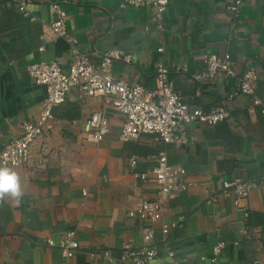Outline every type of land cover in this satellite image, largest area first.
<instances>
[{"label": "crops", "instance_id": "1", "mask_svg": "<svg viewBox=\"0 0 264 264\" xmlns=\"http://www.w3.org/2000/svg\"><path fill=\"white\" fill-rule=\"evenodd\" d=\"M52 1L65 9L75 47L93 63L100 52L129 51L132 61L114 62L112 72L128 84L147 87L154 85L155 67L162 63L170 70L173 88L190 105H224L230 118L215 125L184 124L187 140L176 148L147 133L124 141L118 137L122 118L116 110L105 106L101 96H81L71 89L53 108V127L31 145L27 161L10 166L20 174L23 194L0 196V264H60L59 242L67 230H73L80 245L69 264H116L101 252L109 249L117 258L124 244L143 243L145 223L126 213L155 195V179L140 174L150 171L161 149L169 162L184 166L192 184L163 202L162 220L175 225L149 264H173L175 259L180 264H264V184L240 200V207L219 194L223 181L234 175H264V118L258 106L250 112L249 96L236 90L237 76L252 68L255 91L264 100V0H244L235 18L227 9L231 0H169L162 30L148 4L26 0L47 19L54 17ZM42 43L39 23L25 19L9 0H0V149L19 133L23 121L38 116L44 86L33 82L27 66L46 59L66 67L73 56L63 39L47 42L41 50ZM223 52L230 54L235 76L192 78L208 54ZM181 65L187 72L175 70ZM101 108L110 131L93 141L81 127ZM132 156L137 158L134 166ZM213 194L215 200L208 201ZM155 239H160L158 225ZM220 240L225 245L212 259Z\"/></svg>", "mask_w": 264, "mask_h": 264}, {"label": "built area", "instance_id": "2", "mask_svg": "<svg viewBox=\"0 0 264 264\" xmlns=\"http://www.w3.org/2000/svg\"><path fill=\"white\" fill-rule=\"evenodd\" d=\"M15 9L28 21L38 22L40 37L43 43L38 47L43 49L47 42L63 39L72 49L73 56L66 67L55 60L42 59L27 66V73L36 84L44 86V95L40 102L38 116L35 120H25L21 123L17 135L9 139L0 149V166H19L24 164L28 157L31 145L43 136L53 124V108L64 101L67 93L76 88L81 96H101L105 106H110L122 118L118 137L121 140H136L144 133L152 134L162 143L174 148L181 146L187 140V135L182 127L191 122L215 125L230 118L229 109L224 105L204 108L202 105H190L182 93L175 90L168 77L169 68L158 63L154 71V85L147 87L140 82L126 83L122 78L115 76L112 66L116 61L130 63L132 54L129 51L112 48L98 54L96 63L90 61L87 55L80 52L74 45L75 37L67 31L65 20L67 13L57 1H52L50 9L52 19L36 15L27 5L26 0H9ZM244 0H231L227 4L232 18L238 15L240 5ZM169 0H122L121 7L127 5L148 4L152 7L156 27L163 29V14ZM234 26L235 21L231 20ZM158 51L163 47L159 46ZM176 71L187 72V67L181 65ZM235 70L228 52L220 54L211 53L205 57V66L192 73L195 81L214 78L216 76H235ZM256 73L252 68L244 70L236 78V90L248 95L250 98L249 111L254 106L259 107V112L264 118V100L261 99L254 88L253 81ZM81 131L93 141H99L110 131V123L104 113V108L93 111L83 122ZM136 156L130 158V165L136 164ZM149 173L157 183L155 195L151 198L141 199L138 204L129 210V217L141 219L145 225L142 231L143 243L133 246L124 244L117 258L105 249L101 253L111 262L116 264H149L159 251L158 244H166V238L171 225L162 220L163 202L175 199L184 192L192 182L186 178V170L179 163L169 162L164 149L154 156V164L150 171L141 173L144 178ZM264 184V175L250 179L241 175H234L230 180H224L219 189V194L230 198L232 203L240 207L239 201L248 193ZM216 194L211 195L208 201L215 200ZM245 216L247 212H244ZM156 225L160 232V239H155ZM52 245L51 239L47 240ZM237 241H235V244ZM225 245L220 240L213 246L212 259ZM62 254L60 264H69V259L80 247L75 239L73 230L65 231L59 242ZM172 255V250H167ZM95 255V254H91ZM175 259L173 264H180Z\"/></svg>", "mask_w": 264, "mask_h": 264}, {"label": "clouds", "instance_id": "3", "mask_svg": "<svg viewBox=\"0 0 264 264\" xmlns=\"http://www.w3.org/2000/svg\"><path fill=\"white\" fill-rule=\"evenodd\" d=\"M23 194L20 174L14 168L0 166V196L19 198Z\"/></svg>", "mask_w": 264, "mask_h": 264}]
</instances>
